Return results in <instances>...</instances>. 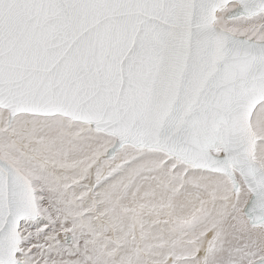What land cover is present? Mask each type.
Here are the masks:
<instances>
[{
  "label": "snow or ice",
  "instance_id": "1",
  "mask_svg": "<svg viewBox=\"0 0 264 264\" xmlns=\"http://www.w3.org/2000/svg\"><path fill=\"white\" fill-rule=\"evenodd\" d=\"M0 264H264V0H0Z\"/></svg>",
  "mask_w": 264,
  "mask_h": 264
}]
</instances>
